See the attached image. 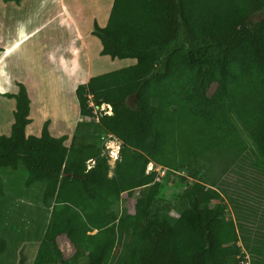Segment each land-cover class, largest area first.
Returning <instances> with one entry per match:
<instances>
[{
	"label": "trees",
	"instance_id": "16d2710c",
	"mask_svg": "<svg viewBox=\"0 0 264 264\" xmlns=\"http://www.w3.org/2000/svg\"><path fill=\"white\" fill-rule=\"evenodd\" d=\"M92 34L101 56L135 64L76 88L80 120L68 145V137L49 134L48 122L39 136H26L25 87L4 94L15 108L9 136H0V196L1 169L21 165L24 186L44 185L41 201L52 203L32 264H79L71 259L75 253L66 257L59 248L60 239L75 252L84 248L81 264L245 260L210 173L248 157L242 179L264 188L254 182L264 174V0H113L106 25L94 22ZM133 94L130 108L126 100ZM88 95L96 106L109 105L111 115L95 122ZM99 130L121 143L122 161L112 176L92 135ZM149 160L192 180L178 197L182 209L174 221L170 205L159 204L156 171L145 173ZM134 192L132 213L111 210L114 200ZM17 264H26L22 250Z\"/></svg>",
	"mask_w": 264,
	"mask_h": 264
},
{
	"label": "rangeland",
	"instance_id": "374dc122",
	"mask_svg": "<svg viewBox=\"0 0 264 264\" xmlns=\"http://www.w3.org/2000/svg\"><path fill=\"white\" fill-rule=\"evenodd\" d=\"M94 2L95 0H21L20 5H17L13 2L4 3L0 0V35L6 34L10 26L21 30L23 35L33 32L32 36L19 43L17 47L19 51L27 49L28 53H31L32 64H40V51L47 46L58 47L67 59L72 57L74 50H78V56H76L78 69L73 74L61 72L59 84L51 82L48 84L50 96L49 102L42 101L44 109H40V104L35 103L31 118L33 119L32 128H35V131L38 129L39 135L42 124L46 120H50L56 129L60 127L61 123L64 124L67 121L76 125L79 118V105L74 91L71 90L69 93L67 89L83 84L90 60L89 69L94 76L135 64V60H111L109 57L99 56L98 50L101 49V45L92 34L95 22L92 15ZM101 2L110 4V0H101ZM125 4L126 1L122 7L126 8ZM74 5L75 8H73ZM140 10H142L140 12H147L144 11L141 3ZM107 11L108 7L105 9V16ZM102 15L104 16V12ZM146 15L149 16L150 12H147ZM101 22L104 21L101 20ZM138 37L135 36V38ZM27 62L26 60L23 64L27 65ZM102 64H104L103 67L100 66ZM21 69L20 67L19 73H24V70ZM24 77L28 78L29 75H24ZM31 78L38 79L36 76L34 78L31 76ZM48 78H51L50 75ZM9 100L12 101L5 102L3 105L0 102V136H5L10 131L13 122L15 101L13 98ZM136 101L137 99H132L133 104ZM92 135L94 142L102 148L103 154L107 156V163L110 167L108 175L112 176L113 169L122 161L121 143L111 134L105 133L104 130L93 131ZM246 155L248 156V154ZM247 158L244 157L234 167L225 171L222 170V167L215 165L210 177L216 179L212 189L219 195V199L225 207V216L236 231L238 247L243 259L247 260L249 264H264V188L253 184V180L242 179L241 164ZM92 163L87 161V167H91ZM8 170L9 168L4 169L3 174L5 175ZM21 171L25 170L21 168ZM150 171H156L161 184L157 195L159 204L164 207L167 204L170 205L171 208L167 215L171 221H174L182 209L178 203V197L185 188L190 186L192 180L186 176V172L183 170L173 171L149 160L145 167V173ZM16 173V177L22 179V172ZM255 179L254 182L260 184L263 182L264 184V174L256 175ZM23 186L24 184L21 182L20 187L16 185L14 190L9 191L10 198L0 205L2 216L5 219L1 238L11 250L13 245L16 246L19 242L33 243L25 244L21 248L27 257L26 264H32L38 249L37 243L42 238L52 204L42 207L40 199L24 192L20 193L18 197L13 196L16 192H20V188ZM209 186L211 184H207V187ZM258 188L262 191H259ZM136 193L134 192L130 199H125L124 194L121 200H114L111 210L118 215L132 213ZM94 233L95 231L92 232V234ZM57 244L59 248L63 249L66 257H71L75 253L76 255L71 259L79 264L85 261L86 251L84 248H80V251L77 249L78 251L75 252L71 244H68L64 239L57 241ZM237 259L232 264H237Z\"/></svg>",
	"mask_w": 264,
	"mask_h": 264
},
{
	"label": "crops",
	"instance_id": "0c3cea01",
	"mask_svg": "<svg viewBox=\"0 0 264 264\" xmlns=\"http://www.w3.org/2000/svg\"><path fill=\"white\" fill-rule=\"evenodd\" d=\"M112 3H113V0H110V4H106V3L104 4L101 2V0L99 1L95 0L92 15L94 17V21L97 22V24L100 27H104L106 25V22H107V19H108V16L110 14V10L112 7ZM107 7H108V11L105 16V13H106L105 9H107ZM73 8H75V5ZM77 12H78V9H77ZM102 12H104V16L102 15ZM101 20L104 22L102 23ZM32 34L33 32L27 35H23V32L21 30L16 29V27L10 26L9 30L7 29L6 31V34L0 35V48L2 49V52L0 53V76H1L0 77V96H1L0 102L3 105L5 104V102L12 101V100H9L11 98L4 96V94H15L18 90V86H17L18 84H22L25 87L27 91L28 99L30 101L29 119L31 120L30 124L27 125L25 128L26 136H38L39 135L38 134L39 130L37 129L35 131V128H32L33 119L31 118H32V113L34 111V106L36 102L40 104V109H44V104L42 101L49 102L48 100H49L50 95H49L48 84L50 82L52 84H59L61 80V72H68L67 74H73L74 71L78 69V59H76V56H78V50H74L72 57L70 59L69 58L67 59L65 58L62 50L58 49V47H53V46L51 47L47 46L46 48L40 51L41 52L39 54L40 64H32L31 53L30 52L28 53L27 49L23 51H19L17 49L18 44L21 42H24L25 39L32 36ZM100 51L101 49L98 50L99 56H101ZM102 57H105V56H102ZM26 60L28 61L27 65L23 64V62H25ZM90 62L91 60L88 62L86 79L83 82V84H86L89 81V79L94 76L90 72V69H89ZM100 66L103 67L104 64ZM20 67L24 70V73H19ZM33 73H35V75H33ZM24 75L25 76L29 75L30 78L24 77ZM48 75H50L51 77L50 79L48 78ZM31 76L33 78L36 76L38 77V79L37 78L36 80L32 79ZM77 87L78 85L72 89L68 88L67 92L70 93L71 90H73L75 93V90ZM9 105L11 106V103H9ZM5 113H7V111H5ZM79 120L80 118L77 119V122ZM44 122H48V131L52 137L59 138L62 136H66L68 137L66 141V145L69 144L75 125H72L69 121H67V123H64L65 125L61 123L60 127L56 129L50 120H46ZM10 129H11V126H10ZM7 133L5 134V136H9L10 131ZM21 168H22L21 165H19L17 171L9 169L5 175L3 174V170L7 168L1 169V180L3 183V196H0V205L3 204L4 201L10 198L9 191L14 190L16 185L20 187V182L24 184L26 177H27V173L25 171H21ZM16 172L17 173L22 172L21 173L22 179L16 177L15 175ZM43 188H44V185L40 183H35L27 188L23 186L22 188H20V192H16V194H13V196L16 195V197H18V195L22 192L26 193L27 195L31 194L35 198L40 199V205L43 207L44 205L41 201ZM48 204H52V203L48 202ZM0 213H1L0 241L3 244V250L0 251V264H17L19 252L20 250L23 251V249H21L22 246H24L25 244H33V243L19 242L18 245L16 246L13 245L12 250H11L1 238L2 236L1 230L3 226H5V222H4L5 219L2 216L1 210H0ZM48 217H47V220H48ZM39 243L40 241H38L37 245Z\"/></svg>",
	"mask_w": 264,
	"mask_h": 264
},
{
	"label": "built area",
	"instance_id": "2783aa9c",
	"mask_svg": "<svg viewBox=\"0 0 264 264\" xmlns=\"http://www.w3.org/2000/svg\"><path fill=\"white\" fill-rule=\"evenodd\" d=\"M87 100H88V107H90L92 109V113L94 115L95 122H98V118L102 114L103 115H111L112 111H111V107L109 105L102 104L100 106H96L94 101H93V97L91 95L87 96ZM237 264H249V262L247 260H242V261L238 262Z\"/></svg>",
	"mask_w": 264,
	"mask_h": 264
},
{
	"label": "water",
	"instance_id": "95a60500",
	"mask_svg": "<svg viewBox=\"0 0 264 264\" xmlns=\"http://www.w3.org/2000/svg\"><path fill=\"white\" fill-rule=\"evenodd\" d=\"M132 99H134V100H136L137 99V95L136 94H133V95H131V96H129L128 98H127V100H126V105L128 106V107H130V108H132L133 107V102H132Z\"/></svg>",
	"mask_w": 264,
	"mask_h": 264
},
{
	"label": "bare ground",
	"instance_id": "6f19581e",
	"mask_svg": "<svg viewBox=\"0 0 264 264\" xmlns=\"http://www.w3.org/2000/svg\"><path fill=\"white\" fill-rule=\"evenodd\" d=\"M40 32V31H39ZM9 54V53H8ZM8 56V55H7ZM1 77V76H0Z\"/></svg>",
	"mask_w": 264,
	"mask_h": 264
}]
</instances>
